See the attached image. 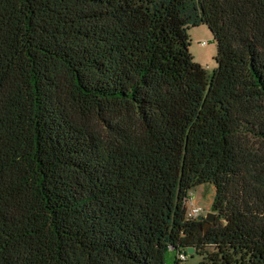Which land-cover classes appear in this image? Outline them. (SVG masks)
<instances>
[{"label":"trees","instance_id":"1","mask_svg":"<svg viewBox=\"0 0 264 264\" xmlns=\"http://www.w3.org/2000/svg\"><path fill=\"white\" fill-rule=\"evenodd\" d=\"M200 24L211 74L188 51ZM202 183L205 231L183 204ZM185 247L264 264V0H0V264Z\"/></svg>","mask_w":264,"mask_h":264},{"label":"rangeland","instance_id":"2","mask_svg":"<svg viewBox=\"0 0 264 264\" xmlns=\"http://www.w3.org/2000/svg\"><path fill=\"white\" fill-rule=\"evenodd\" d=\"M189 37L188 51L193 59L200 63L208 74H211L216 67L217 43L213 33L206 24L191 26L187 29ZM190 201L204 208L205 215L209 210V206L214 196V186L210 183H202L188 191ZM175 253L168 251L166 254L167 262H170ZM183 264H199L201 255L198 253H187Z\"/></svg>","mask_w":264,"mask_h":264},{"label":"built area","instance_id":"3","mask_svg":"<svg viewBox=\"0 0 264 264\" xmlns=\"http://www.w3.org/2000/svg\"><path fill=\"white\" fill-rule=\"evenodd\" d=\"M184 217L188 219H197L198 216L205 213L204 208L190 201L189 196L184 199ZM176 264H182L186 259L185 250L178 251L175 255Z\"/></svg>","mask_w":264,"mask_h":264},{"label":"water","instance_id":"4","mask_svg":"<svg viewBox=\"0 0 264 264\" xmlns=\"http://www.w3.org/2000/svg\"><path fill=\"white\" fill-rule=\"evenodd\" d=\"M214 216L215 214L212 211H208L205 215H200L197 217V220L204 221V226H203L204 231L206 230V228H208L211 225V223L214 220ZM184 250L187 253H194L193 247H185Z\"/></svg>","mask_w":264,"mask_h":264},{"label":"crops","instance_id":"5","mask_svg":"<svg viewBox=\"0 0 264 264\" xmlns=\"http://www.w3.org/2000/svg\"><path fill=\"white\" fill-rule=\"evenodd\" d=\"M183 264V263H182Z\"/></svg>","mask_w":264,"mask_h":264}]
</instances>
